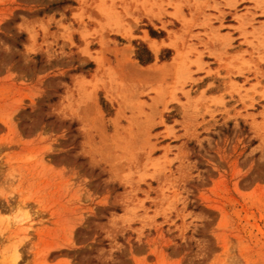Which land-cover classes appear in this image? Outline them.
Masks as SVG:
<instances>
[{
	"label": "rangeland",
	"instance_id": "374dc122",
	"mask_svg": "<svg viewBox=\"0 0 264 264\" xmlns=\"http://www.w3.org/2000/svg\"><path fill=\"white\" fill-rule=\"evenodd\" d=\"M226 1L0 0V264H264V40L205 79Z\"/></svg>",
	"mask_w": 264,
	"mask_h": 264
},
{
	"label": "crops",
	"instance_id": "0c3cea01",
	"mask_svg": "<svg viewBox=\"0 0 264 264\" xmlns=\"http://www.w3.org/2000/svg\"><path fill=\"white\" fill-rule=\"evenodd\" d=\"M246 3L250 4V6H248L250 7L248 8L250 9V12H248L249 14H247V12L243 13V11L242 13H238V16H243V23H239L235 19H232L233 17H229V15L234 16V14L230 13L229 6L238 5V7H240ZM218 4L220 7H222V13L226 15L225 20L220 25H222L224 28L240 29L239 31L220 30L213 33L211 40L207 42L209 51L212 54L210 57L211 60L208 63V68L211 70V72L216 70H219V72L218 75H208L205 77V79L225 78L227 76V71H225L224 67L234 66L235 63L233 58H236L237 56H245L244 59L249 63L251 60L246 56L251 55L252 58L255 59L254 55L259 51L260 43L262 40H264V28L258 30L260 27H257L255 24L251 26V23H257V18L255 19V16L259 15V13L254 10L255 2L248 0H230L226 2H218ZM211 15L214 17L220 16V14L213 13H211ZM220 25L214 27L218 29L221 27ZM142 33L143 34L140 37H142L144 41V48H146L147 52L152 51L151 43L160 44V42L164 40L161 38L162 32L158 30L156 32L143 31ZM163 50L164 49L162 48L159 51L162 52ZM214 84L216 85V83Z\"/></svg>",
	"mask_w": 264,
	"mask_h": 264
},
{
	"label": "bare ground",
	"instance_id": "6f19581e",
	"mask_svg": "<svg viewBox=\"0 0 264 264\" xmlns=\"http://www.w3.org/2000/svg\"><path fill=\"white\" fill-rule=\"evenodd\" d=\"M152 48H154V49H157V47L156 46H153ZM92 59H94L95 61H96V64H97V66H98V70H102V68H103V60H102V58H101V55H100V57H98V58H93V57H91ZM99 71V72H100Z\"/></svg>",
	"mask_w": 264,
	"mask_h": 264
}]
</instances>
